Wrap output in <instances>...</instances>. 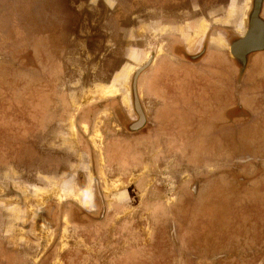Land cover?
Segmentation results:
<instances>
[{"label":"rangeland","instance_id":"1","mask_svg":"<svg viewBox=\"0 0 264 264\" xmlns=\"http://www.w3.org/2000/svg\"><path fill=\"white\" fill-rule=\"evenodd\" d=\"M229 1L0 0V136L30 117L11 167L0 166V215L14 218L1 236L0 217V264H264V149L254 151L240 125L211 156L203 135L225 126H180L201 151L190 158L170 155L163 136L182 112L170 108V37L195 35L188 21L216 27L236 17L209 8ZM149 82L166 153L148 144L137 163L159 106L142 93ZM24 83L33 85L30 108ZM111 141L130 149L127 165L120 145L111 151L119 162H107Z\"/></svg>","mask_w":264,"mask_h":264},{"label":"crops","instance_id":"2","mask_svg":"<svg viewBox=\"0 0 264 264\" xmlns=\"http://www.w3.org/2000/svg\"><path fill=\"white\" fill-rule=\"evenodd\" d=\"M251 1L243 0V3L239 5L230 0L228 4L210 6L209 8H231L229 11L237 12L236 17L229 20H220L215 25L216 27L208 23H199L197 20L188 21L184 23V28H196L195 35L187 33L189 35L170 37V73L173 75L170 84V108L171 105H178L179 103L182 112L177 115L171 113L170 127L166 126L165 131H163L165 135H168V137H165L170 139L172 145L170 155L174 158H184L185 156L190 158V155H197L201 152L200 150V152L195 151L193 144H187L186 140L181 137L179 127L187 124H192L198 130L203 126L206 130L209 129L207 125L225 126L226 130L212 132L207 136L203 135L205 140L204 154L208 156H211V153H217V149L221 151L224 148L223 144L230 142L231 136L228 131L231 132L233 126L235 130L236 128L239 129L240 126H242L241 130L245 129L244 131L247 132L248 137L247 141L248 143L252 142L254 151L257 150L259 153L262 148L264 149V38L263 40H255L257 37L255 36L250 40L249 44L254 48V52L244 63L236 61L230 53V39L242 38L246 33ZM194 6L192 8L197 7ZM239 15L241 16L239 17ZM259 18V25L253 24V29L256 31V35L264 37V0L260 6ZM239 62L242 63L241 69ZM178 68H188L190 73L184 71L176 73L175 70ZM179 74H183V78L177 77ZM180 81H185L186 85L177 84ZM25 86L24 83L22 91L25 92V89H27L28 101L22 107L30 108L33 85L29 83ZM45 92L47 91L45 90ZM33 93L35 92L33 91ZM143 95L150 102L159 104L152 113V127H154L153 130L158 132L164 124L160 119V110L158 111L161 103L158 102L152 88L150 90L144 89ZM171 101L173 102L171 103ZM203 110H205L204 113ZM239 110L242 116H239ZM36 119L39 127L46 125L45 117L42 118L41 108H39ZM25 124L27 127H25ZM29 126L30 117L28 123L24 119L19 125L17 134H13V136L3 134L0 136V141L8 143L12 140L11 143L13 142V144L5 145L6 147L3 146V143H0V150L3 151V160L1 161H5L0 163L1 167H6L9 170L11 160H8V158H13L18 154L16 153V141L19 139L24 140L25 132L30 131ZM157 132L154 133V137H156ZM244 141L246 142V140ZM230 145H232L231 142ZM157 150L159 151V147H157ZM220 153L222 154V152H219V156ZM142 155L141 158H143ZM125 160L126 158L120 162L125 164ZM141 160L143 163L144 159ZM248 171L257 172L258 167L255 164L251 165ZM183 173L185 172L182 170ZM185 178L186 176H182L184 183ZM2 213L0 217L7 225L5 229L1 230V236H8L10 232L8 228L14 218L9 213Z\"/></svg>","mask_w":264,"mask_h":264},{"label":"flooded vegetation","instance_id":"3","mask_svg":"<svg viewBox=\"0 0 264 264\" xmlns=\"http://www.w3.org/2000/svg\"><path fill=\"white\" fill-rule=\"evenodd\" d=\"M262 1L263 0H252V2H251V4H252L251 5L252 6L251 7L252 8V11H251V14H250V17H249V20H248L249 22H248V26H247L245 35L242 38H237V39L233 38V39H230V43H231V47L230 48L233 47L234 50H235V52L237 53V57H235V60L236 61L238 60V61L244 63V61L254 52L253 51L254 48L250 46L249 42H250V40L252 38H254L255 36H258V35H256V31H254V29H253V24L254 25L255 24L259 25V23L252 18V13H253V10H254L256 4L258 3L261 6L262 5ZM259 14H260V9H259V13H258V19H259L258 21H260ZM240 62H239V65H240L239 67L241 69L242 63H240ZM151 88H152V84H151V82H149L147 85H144V87L142 89V93H143L144 89H149L150 90ZM125 103H127V101H125ZM140 119L141 120L144 119L143 118V115L141 116ZM145 123H147L146 122V118H145ZM156 132H157V130H154L153 133H151L149 135H144L142 142L141 143H137V145L135 147V152L136 153L141 152V154H142V150H143L142 147H144V146H146L148 144H152V148L159 147V144L156 145L157 142H158L157 141L158 140V133L156 135L157 138L153 136L154 133H156ZM163 136H165V134H163ZM165 138L167 139V137H165ZM116 145H120L122 147V149L125 151V154L127 155V159L125 160V164L124 165H127V163H129L128 162V159H129V155L128 154L131 152L130 149L129 148L128 149H125V147L123 146V144H121V143L118 144V142H114V141H111V142L107 143L106 146H105V151L107 150V152L105 153V156L107 154L106 158H109V159H107V160H109L107 162L108 163H113L112 161L115 159V156L112 154V152L114 151ZM161 148L162 147H159V151L157 150L158 151V154H156V155H161L163 153H166L165 151L163 153H161L162 150H163ZM127 150L129 151L128 154H127ZM141 154H140V156H141ZM140 156H139V159H137V157L135 158V160L137 161V163L139 161H141V159H142ZM114 161L119 162V157H117ZM121 165H123V164H121ZM176 212H177V210H176Z\"/></svg>","mask_w":264,"mask_h":264},{"label":"water","instance_id":"4","mask_svg":"<svg viewBox=\"0 0 264 264\" xmlns=\"http://www.w3.org/2000/svg\"><path fill=\"white\" fill-rule=\"evenodd\" d=\"M260 7V5L257 3L256 4V6H255V8H254V10H253V13H252V18L254 19V20H256L257 22H259L258 20V13H259V8ZM245 39V38H244ZM230 53H231V55L235 58V57H237V53L235 52V50H234V48L232 47V48H230ZM135 103H136V111L138 112V114H139V116H140V118H141V112L138 110V105H137V100L135 101Z\"/></svg>","mask_w":264,"mask_h":264}]
</instances>
